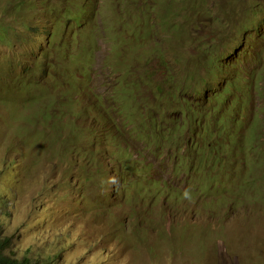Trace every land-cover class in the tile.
Here are the masks:
<instances>
[{
	"label": "rangeland",
	"instance_id": "1",
	"mask_svg": "<svg viewBox=\"0 0 264 264\" xmlns=\"http://www.w3.org/2000/svg\"><path fill=\"white\" fill-rule=\"evenodd\" d=\"M262 24L264 0H0L10 254L264 264Z\"/></svg>",
	"mask_w": 264,
	"mask_h": 264
},
{
	"label": "trees",
	"instance_id": "2",
	"mask_svg": "<svg viewBox=\"0 0 264 264\" xmlns=\"http://www.w3.org/2000/svg\"><path fill=\"white\" fill-rule=\"evenodd\" d=\"M16 5H19V2H16ZM52 10L54 11V10H56V5L54 4V5H52ZM253 12V11H252ZM66 17H67V24L68 25H72V24H74L75 22H79V26H81V25H84L83 24V22L82 21H79V19L77 18V17H70V19H68V15H66ZM260 26H262V27H264V24H262V25H260ZM252 27H254V26H249L248 28H247V31L249 32L250 30H251V28ZM63 28V26L60 24L59 25V28L58 29H56L55 30V34H54V36L59 32V31H61V29ZM6 32H9V30L7 29V27H3V28H1V32H0V36H5V34H6ZM250 33V32H249ZM35 34H40L39 32H37L36 31V33ZM251 34V33H250ZM56 45V43L54 44V46ZM49 62H52V63H55V61H49ZM48 62H45V63H43V65H46ZM58 75H55L54 77H55V82H58L57 81V79H58V77H57ZM72 86H73V83L71 84V88H72ZM27 87H29V84L27 85ZM70 88V89H71ZM222 89V88H221ZM15 90H17V91H19V92H21L20 90H19V88L16 86V89ZM208 102H210V105H212V108H213V106H214V101H208ZM28 103L30 104V103H32L31 101H28ZM54 107V106H53ZM57 111H58V113H59V111H60V104L58 105V107H54ZM45 116H46V118H47V122L46 123H49V122H53V123H49V124H51L52 126H56V127H58V128H60L59 127V124H58V122L56 121V120H54V118H52V117H50V116H48V115H46L45 114ZM37 120H39V119H37ZM46 126V125H45ZM61 129V128H60ZM182 137H183V135L182 136H180L179 135V140L180 139H182ZM160 139V138H159ZM192 144V143H191ZM183 156H185V155H183ZM188 156V155H187ZM136 167H137V165H136ZM127 180V179H126ZM149 180H151V181H153V182H155L157 185H158V190H157V192L156 193H160L161 192V186L159 185V181L158 180H156V179H149ZM161 182V181H160ZM131 185H129V184H127V186H126V188H129ZM131 188H132V186H131ZM151 192V191H150ZM152 193V192H151ZM1 225H2V223L0 222V264H50V261H43L42 263H40V261H36V262H34L33 261V259L31 258V257H29V256H25V257H23V258H17V257H14V256H12L11 254H10V251H11V249H12V247H13V236H11V235H9V234H5V233H3L2 231H1Z\"/></svg>",
	"mask_w": 264,
	"mask_h": 264
}]
</instances>
